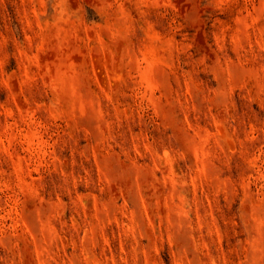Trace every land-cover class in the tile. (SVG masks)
I'll use <instances>...</instances> for the list:
<instances>
[{
    "label": "clouds",
    "instance_id": "clouds-1",
    "mask_svg": "<svg viewBox=\"0 0 264 264\" xmlns=\"http://www.w3.org/2000/svg\"><path fill=\"white\" fill-rule=\"evenodd\" d=\"M22 6L0 0V264H264V0Z\"/></svg>",
    "mask_w": 264,
    "mask_h": 264
},
{
    "label": "rangeland",
    "instance_id": "rangeland-1",
    "mask_svg": "<svg viewBox=\"0 0 264 264\" xmlns=\"http://www.w3.org/2000/svg\"><path fill=\"white\" fill-rule=\"evenodd\" d=\"M24 2H25V0H17V4L21 5V7L18 9L19 11H24V8L22 6L24 4ZM162 23H163V21H162ZM185 35L188 36V39L190 41L194 40L198 47H203L204 39L200 35H194L192 33H186ZM91 63H92L94 68L107 70L110 66V57H108V56L99 57V58L93 57L91 60ZM145 71L147 72V70H145ZM97 80H98V83L100 84V88L107 91V89L104 88V81H103V79H101L99 77V75H97ZM131 199L134 202V197H132ZM22 251L25 253L26 257H30L31 256V245H28V247L26 249L22 247ZM33 264H34V262H33ZM158 264H168V262H167V260L162 258L158 262Z\"/></svg>",
    "mask_w": 264,
    "mask_h": 264
}]
</instances>
